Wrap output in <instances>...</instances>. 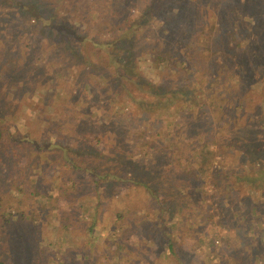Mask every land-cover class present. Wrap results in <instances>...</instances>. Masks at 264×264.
Wrapping results in <instances>:
<instances>
[{"label": "trees", "instance_id": "16d2710c", "mask_svg": "<svg viewBox=\"0 0 264 264\" xmlns=\"http://www.w3.org/2000/svg\"><path fill=\"white\" fill-rule=\"evenodd\" d=\"M3 1L16 30L0 64V264L32 237L39 196L94 259L91 237L116 205L129 214H111L127 226L111 233L115 259L150 248L198 264L200 235L240 226L234 263L264 264V0ZM36 94L31 128L17 131Z\"/></svg>", "mask_w": 264, "mask_h": 264}, {"label": "rangeland", "instance_id": "374dc122", "mask_svg": "<svg viewBox=\"0 0 264 264\" xmlns=\"http://www.w3.org/2000/svg\"><path fill=\"white\" fill-rule=\"evenodd\" d=\"M229 0L225 1L227 3ZM219 4L218 6H222L223 0H218ZM224 3V4H225ZM253 8L255 11H260L261 8H264V5H258L253 4ZM14 21H12L10 17V13L7 11V3L3 0H0V64H1V57H7L11 51V48L13 46V40H14V33L16 28L13 24ZM248 30H251L250 27L247 28ZM20 32H23L24 30L20 29L18 30ZM13 37V38H11ZM264 50V46H263ZM141 68L143 71L148 72L151 70L150 64H142ZM4 70L5 67H2ZM67 86V85H66ZM30 92H25L23 95L25 98L30 97ZM36 97H39V94L35 95ZM31 98L32 101H27L24 99L21 104L22 106L18 110V115L16 117L15 121L13 123V126L17 131H20L22 133L28 132L30 127V124L27 122L25 116H30L31 118H34V116L37 115L38 112V105L35 104V100L38 99V97ZM256 97H248L247 99L255 102ZM6 106H3L4 109ZM97 116L99 115V112L96 113ZM48 140H52L51 137H47ZM239 161V160H237ZM228 162H231V165H234L233 158L228 157ZM225 164H223L224 166ZM241 170L244 169V166L239 164L237 166L236 175L240 173ZM249 168V167H248ZM246 170V168H245ZM225 177L227 178L225 181L231 186H234V167L231 168V170H228L225 174ZM233 192V191H232ZM231 195L234 196V194ZM131 195L134 197H141V193L139 192H133ZM120 200V199H119ZM43 198L37 197L36 202L34 204V208H37L35 210L34 218L31 222H27L26 226L29 227V232L32 237L29 239L27 237L26 239L23 238V247L22 251L17 249V246L15 245V254L16 258L15 264H24V261H21V258H24L25 254H28L30 264H84L82 262V259L87 260V264H171L172 260L167 258L165 255L157 253H151L150 248H148V251L145 254L134 256V253L129 254V257H125L121 259V257H117L116 259L111 256V254L107 253V249L112 245V238H114L113 232L118 233L120 229L125 230L126 225H122L121 221H116L114 217L112 218L111 214H114L115 212H122V214L125 215V217H128L129 210L127 208L120 209L116 205H112L109 207L108 213L105 212L103 220L98 225L97 229L94 231L91 242L99 247V251L102 255V257L98 259H94V255L96 252H87L86 249L88 247L87 245V239L84 238L82 235L84 234V231L75 229V226L72 227L71 233H69L68 237L67 235H64L65 232L61 230L60 226H58V217L56 216V213L54 210H48L42 207L43 205ZM85 206H91V201L87 200L83 203ZM215 207V204H213V208ZM142 214L143 208L141 210ZM187 211V210H186ZM213 213V211H212ZM83 217L86 220H89L90 217L88 216V213H86L85 210H83ZM173 213H171L170 216H172ZM187 214V212H186ZM185 212L182 214L185 217L187 216ZM202 215H205V213H199V217ZM211 215V213H210ZM175 217V214L173 218ZM181 215L176 214L175 220H179ZM171 218V217H170ZM172 218V219H173ZM29 219V218H28ZM149 220L153 219V216H149ZM218 219L217 217L214 218V220ZM187 220H190L188 217ZM262 224H264V219L260 217L259 219ZM172 221V220H171ZM122 225V226H121ZM172 226V225H171ZM203 224L198 225L199 231L201 229H204ZM262 227V228H261ZM58 228V230H57ZM217 231L215 233V237L206 236L204 234L200 235V243L193 244L191 246L192 253L194 256L199 260L198 264H235L234 263V231L238 235L243 234V228L240 226H237L234 230V228L230 229V231L225 229H220L219 226L217 227ZM257 230L264 231V225L257 226ZM183 230L182 227H179V231L181 232ZM82 231V232H81ZM184 231V230H183ZM193 232V231H192ZM242 233V234H241ZM264 233V232H263ZM36 234V235H35ZM187 234V230L185 235ZM68 237V238H67ZM19 238L17 237V243L19 242ZM89 242V241H88ZM150 244V242H149ZM101 245V246H100ZM128 247V250H133V246H130L126 244ZM12 247V248H14ZM182 248V247H181ZM232 250V253L229 251ZM88 250V249H87ZM177 253L180 257L183 255V251L177 247ZM155 254V255H154ZM28 258V257H26ZM32 261V262H31ZM191 261H194L191 259L188 261L187 264H190ZM260 264H263V261L260 262Z\"/></svg>", "mask_w": 264, "mask_h": 264}]
</instances>
